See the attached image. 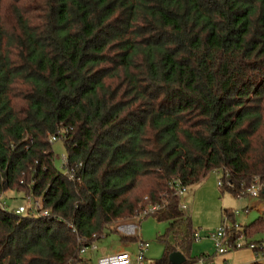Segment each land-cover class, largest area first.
I'll return each mask as SVG.
<instances>
[{
    "label": "trees",
    "instance_id": "obj_1",
    "mask_svg": "<svg viewBox=\"0 0 264 264\" xmlns=\"http://www.w3.org/2000/svg\"><path fill=\"white\" fill-rule=\"evenodd\" d=\"M215 171L234 197L264 176V0H0V197L49 212L0 208V264H76L147 204L170 264L195 232L168 183Z\"/></svg>",
    "mask_w": 264,
    "mask_h": 264
},
{
    "label": "rangeland",
    "instance_id": "obj_2",
    "mask_svg": "<svg viewBox=\"0 0 264 264\" xmlns=\"http://www.w3.org/2000/svg\"><path fill=\"white\" fill-rule=\"evenodd\" d=\"M54 153V164L57 170L61 173L64 171L66 150L62 140L52 142ZM220 174L213 172L206 176L202 181L195 185L187 186L186 194L183 199L189 198L193 200V204L186 201L187 209L183 211L185 217L190 218L192 231L198 233L201 241H193L190 248V255L192 259H198L202 254L215 252L214 245L208 234L216 232L224 224L226 225H245L246 221L244 207L249 200H257L259 198L251 197H234L228 192L222 193L221 187L217 186ZM196 196L198 197L196 199ZM26 195L16 193L14 191H6L0 197V203L4 209L13 210L19 206H27ZM184 201V200H183ZM264 202L263 200H261ZM140 205V204H139ZM231 208L234 216V221L227 218L225 211ZM251 212V211H250ZM249 221V220H248ZM130 222L139 224L140 240L148 243V249L144 253L146 259L145 264H156L163 259L167 245L174 244V238L163 236L167 232L168 223L158 222L154 217L149 216L142 220L121 219L112 224V230H107L103 236L94 240L96 249H89L85 254L81 255V261L76 264H97L98 258L105 257V255L117 254L126 252L131 257L137 254L138 238L137 236L124 237L122 233L117 231V226L121 223ZM124 238V239H123ZM256 239L264 247V234L256 235ZM252 243V242H251ZM262 255V254H260ZM192 264H196L192 263Z\"/></svg>",
    "mask_w": 264,
    "mask_h": 264
},
{
    "label": "built area",
    "instance_id": "obj_3",
    "mask_svg": "<svg viewBox=\"0 0 264 264\" xmlns=\"http://www.w3.org/2000/svg\"><path fill=\"white\" fill-rule=\"evenodd\" d=\"M58 139L57 136H52L50 138V142H54ZM216 173L220 174V178L217 182L218 187H227L229 189H233V185L227 180L228 175L226 174L223 176L221 172ZM169 189L172 190L173 195L178 200V207L181 211H185L187 207L185 206L183 202V197L186 194L187 186H184L181 184V181L177 178H171V180L168 183ZM251 197V198H259L264 196V176H255L253 178L252 184L248 187L246 192L237 194V197ZM146 199V198H145ZM27 206H20L16 209H13V211L21 216V214H24L26 212L32 214L35 217L43 216L47 217L49 216L48 211L41 210L42 208V199L40 197L34 198L31 196L26 197ZM0 208L4 209L3 206L0 203ZM162 207H160L158 204H147L142 211H140L137 216L133 217L135 220H142L146 217L153 216L157 211H159ZM234 215V214H233ZM117 231L119 233H122L124 237H130V236H137L138 238V250L137 254L134 257H131L126 252H120L117 254L112 255H105V257L98 258L97 264H145L146 259L144 257L145 251L148 249V243L140 240L139 235V229L140 225L125 222L121 223L117 226ZM242 228L237 224L233 225H226L224 224L221 226L220 229H218L216 232H212L208 234V239H210L214 245V249L217 254L221 255L223 253H226L228 251H234L238 250L240 248L244 247V235L242 233H238L237 236L234 235L237 231H241ZM193 239L195 241H201L198 233L193 234ZM248 248L254 249L255 245L249 243ZM89 249H96V246L94 243L90 244L89 246L83 247L80 250L79 255L85 254V252Z\"/></svg>",
    "mask_w": 264,
    "mask_h": 264
},
{
    "label": "crops",
    "instance_id": "obj_4",
    "mask_svg": "<svg viewBox=\"0 0 264 264\" xmlns=\"http://www.w3.org/2000/svg\"><path fill=\"white\" fill-rule=\"evenodd\" d=\"M222 192V191H221ZM198 197L196 196V199ZM254 198V197H253ZM184 204L186 205V201H188L190 204H193V200H189V198L183 199ZM186 200V201H185ZM264 196L259 197L257 200H249L246 202L244 211L246 216V221L248 224L245 225H239L240 228L245 227L251 223L254 222V220L261 218L264 220ZM20 207V206H19ZM251 211V212H250ZM225 212L232 213V209L228 208ZM233 214V213H232ZM234 216H232V221L235 222ZM249 220V221H248ZM264 233H257L254 234L253 238L249 239L248 242H254L259 241L256 239V235H260ZM262 245V244H261ZM183 256H185L186 261H188L187 264H264V247L262 245V249L258 251H253L252 249L248 247H243L238 250L234 251H228L226 253H223L221 255L217 254L216 251L211 253H205L202 254L201 257L198 259H192L190 255V250L187 253H182L179 251ZM262 254V255H260Z\"/></svg>",
    "mask_w": 264,
    "mask_h": 264
},
{
    "label": "water",
    "instance_id": "obj_5",
    "mask_svg": "<svg viewBox=\"0 0 264 264\" xmlns=\"http://www.w3.org/2000/svg\"><path fill=\"white\" fill-rule=\"evenodd\" d=\"M168 257L170 264H184L186 262L185 256H183L179 251L172 252Z\"/></svg>",
    "mask_w": 264,
    "mask_h": 264
}]
</instances>
